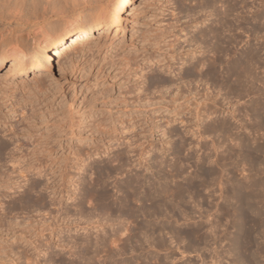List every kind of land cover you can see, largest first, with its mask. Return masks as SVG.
Instances as JSON below:
<instances>
[{
  "label": "rangeland",
  "instance_id": "obj_1",
  "mask_svg": "<svg viewBox=\"0 0 264 264\" xmlns=\"http://www.w3.org/2000/svg\"><path fill=\"white\" fill-rule=\"evenodd\" d=\"M198 1L132 0L108 37L48 69L0 62L2 251L36 253L31 264H264V110L225 73L257 48L264 89V18L253 19L263 6L245 0L239 29L223 27L239 37L218 79L179 80L208 57L190 42L215 25L209 11L192 20ZM2 2L7 47L95 12L92 0Z\"/></svg>",
  "mask_w": 264,
  "mask_h": 264
},
{
  "label": "bare ground",
  "instance_id": "obj_2",
  "mask_svg": "<svg viewBox=\"0 0 264 264\" xmlns=\"http://www.w3.org/2000/svg\"><path fill=\"white\" fill-rule=\"evenodd\" d=\"M2 1L4 3H8V5L11 2L14 4L19 2V0H2ZM22 2L19 4L22 5ZM92 2H93L92 8L95 9V12L92 15L85 17L83 19H76L74 23L73 22L70 23L68 28L53 27L49 31L47 30L43 31V33H41L43 37H41V39L38 40V36H36V39L34 38L35 40L29 48H23L21 46L7 47L6 45L0 43V62L5 57L10 56L14 60H16L17 62L16 65H20L22 63L24 64L25 61H30L31 66L34 67L35 69L36 68L40 69L41 67H45L46 69H48L53 65V62H58L64 56H68V57L71 56V53L78 50V48L83 47L88 43H94V45H97L101 39L108 37L109 29L113 28L114 24L121 23L124 21V18L126 16L125 11L127 10V7L132 3V0H94V1L92 0ZM218 3H220V6H224V8L221 10L216 9V5ZM34 4L35 3H33V5ZM246 4L247 3L245 0H199L198 1L196 5L197 7H199V10L197 12H200V15L196 16L192 20L194 19L196 20L202 17V15L206 16L207 12L209 11L210 13L214 14V19L211 21V23L215 22L214 23L215 25L210 26L208 29L201 30L199 33H197V35L195 34L192 35L190 42H193L194 45L197 41H199L198 44H196L197 46L201 43H204V47H206V49L202 51V54L206 52L208 54V57H200L199 59L197 58L196 62L194 64H191L192 68L190 67V69L188 68V70L180 74V76L178 77L179 80L189 77V75L192 74L191 73L192 71L197 72L203 77L206 76L208 78L211 77L213 79H218L219 76H221L220 72L218 71V67H220L223 63V56L226 55V53L228 52L229 50L228 46L236 42L237 38L239 37V32H237L227 36V38L225 39V36H222L223 27L226 26L228 28L233 27V29H239L241 22L239 21V17L234 15V12L238 11L239 8L243 9L247 7ZM258 5L263 6V9L261 10V12H257L254 10L253 19H256L259 22L261 18L262 19L264 18V0H259ZM208 8L209 10H206ZM201 12L203 13L201 14ZM189 16L190 18L192 17V15ZM261 28L264 29V21H262L261 23ZM93 30L95 31L92 32ZM197 46L193 47L192 50L186 51L184 54L188 56L190 52H196ZM75 53L77 54V51ZM72 54L74 55V53ZM78 57L79 56L76 55V58ZM259 60L260 58L258 55V49L248 48L242 51L241 53H239V58L227 61L226 70H225V73H227L228 75L234 74L235 75L234 80L239 82V95L242 93H245L246 95L252 93L253 95H255L254 97H252V99L256 104L253 110L251 109L252 111L257 110L258 106H260L264 110V89L259 90V88H256V85L254 86L255 83L254 81L257 80L256 78L257 75H255L253 71L255 69V66L260 64ZM11 64H15V63L12 62ZM16 67L17 66L8 67L5 70L4 75L9 76L14 74L17 69ZM260 82L264 84V78L261 79ZM173 83L174 82L172 81L168 82L170 86L173 85ZM37 156L35 158H38ZM44 157L45 156H43V158ZM39 184L40 183L38 181L33 182V185L35 186ZM39 196L42 198L40 193ZM240 214H242V212H240ZM240 221H241L240 223L242 224V217ZM9 224L11 225V223H8V226ZM51 228L52 226H49V224H44L43 227L40 228L41 235L40 234L39 235L42 236L43 235L42 231L43 232L47 231V234H45L46 236L44 237H48V233H49L48 231H50ZM242 235H245L246 237L245 233L241 234V236ZM246 239L247 238H244L243 240L245 241ZM240 240L242 239H239V241ZM28 245H32V248L35 250L38 249L39 246H41V244H36L35 240H30V244ZM44 245L45 246L47 245L46 242L42 244V246ZM12 247L13 246H11V248ZM6 248L5 251L4 248L3 251L2 249H0V253L2 254L3 252L2 255L4 257H7L8 260L4 258V261L0 260V264H3L5 260H7L6 264H22V263L31 264L33 261H37L38 256L36 253L30 256L29 255L26 256V251H25L26 249H22L18 253V251L14 252L13 251L14 249H10L9 251H6ZM44 251L45 250H43L42 252ZM16 254L18 255L14 257V255ZM21 257H23L24 259L23 261L20 260ZM239 259L241 258L239 257Z\"/></svg>",
  "mask_w": 264,
  "mask_h": 264
}]
</instances>
